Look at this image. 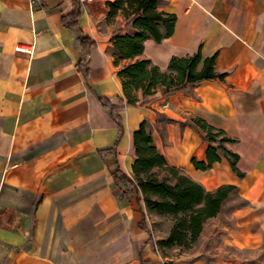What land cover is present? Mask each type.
Returning a JSON list of instances; mask_svg holds the SVG:
<instances>
[{"label": "crops", "instance_id": "crops-1", "mask_svg": "<svg viewBox=\"0 0 264 264\" xmlns=\"http://www.w3.org/2000/svg\"><path fill=\"white\" fill-rule=\"evenodd\" d=\"M96 1L80 5L75 28L62 20L73 0H0V264H165L140 195H124L112 174L132 177L142 121L168 164L205 190L234 186L205 220L199 239L210 249L194 264H241L228 249L257 248L264 229V0H161L176 16L174 32L146 39L139 57L166 71L173 56L200 50L223 77L166 95L138 92L120 123L99 98L123 96L125 61L114 63L110 37L125 18L106 21L112 0ZM81 33L94 49H81ZM20 45L29 52L15 51ZM195 118L230 139L223 146L240 175L223 157L194 167L208 143Z\"/></svg>", "mask_w": 264, "mask_h": 264}, {"label": "trees", "instance_id": "trees-1", "mask_svg": "<svg viewBox=\"0 0 264 264\" xmlns=\"http://www.w3.org/2000/svg\"><path fill=\"white\" fill-rule=\"evenodd\" d=\"M74 1V8L62 17L66 27H78L80 4ZM161 0H112L107 1V18L118 13L125 18L124 26L116 29L110 42L114 51V63H125L117 70L123 96H117L113 103L109 98L100 97L102 106L120 123V112L124 106H134L140 98L152 95L158 90L162 94L178 91L190 84L208 79H221L222 73L213 69L214 55L202 58L200 50L187 57L173 56L166 71H162L149 59L140 58L146 39L160 42L174 32L176 16L160 10ZM81 49H94L95 42L89 35L78 36ZM202 61V67L198 69ZM84 75L87 68L78 64ZM194 122L204 131V139L208 142L205 148V160L192 158L196 169L205 170L220 157L227 160L230 169L237 175L235 167L236 154L230 152L223 143L230 141L222 130L216 129L204 120L195 118ZM120 128L122 127L119 124ZM135 159L131 165L132 177L127 176L119 168L112 174L116 184L124 195L137 192L148 212H155L172 219L171 227L165 239L159 243L162 247L189 248L201 234L206 219L214 217L220 210L227 194L234 186L223 184L214 190L204 187L185 175L178 167L168 164L164 156L156 148L146 122L142 121L133 132ZM147 229L145 219L141 223Z\"/></svg>", "mask_w": 264, "mask_h": 264}, {"label": "rangeland", "instance_id": "rangeland-1", "mask_svg": "<svg viewBox=\"0 0 264 264\" xmlns=\"http://www.w3.org/2000/svg\"><path fill=\"white\" fill-rule=\"evenodd\" d=\"M102 3V0L96 1L94 4ZM107 2V1H106ZM106 2L104 6L106 7L105 20L106 21H114L118 16L107 18L108 8L106 6ZM91 8V7H89ZM90 10V9H89ZM122 15V14H121ZM123 16V15H122ZM102 23V22H101ZM102 29V27L100 28ZM231 206H239L240 201L237 199L234 201L231 199ZM149 215V224L150 230L152 232V236L156 242L157 248L161 252L165 264H194L197 253L202 251H207L210 247H204L202 243V239H198L194 242L189 248H181V247H162L160 245V241L165 239L168 235L169 229L171 227L172 219L169 216H162L156 214L155 212H148ZM229 252L234 254V257L241 264H264V229L262 232V241L261 244L257 248L252 249H242V250H233L228 249Z\"/></svg>", "mask_w": 264, "mask_h": 264}, {"label": "built area", "instance_id": "built-area-1", "mask_svg": "<svg viewBox=\"0 0 264 264\" xmlns=\"http://www.w3.org/2000/svg\"><path fill=\"white\" fill-rule=\"evenodd\" d=\"M79 1V4L81 5V7L85 10L86 9V4L88 2H92L94 0H78ZM15 51H18V52H29V48L25 47V46H16L15 47Z\"/></svg>", "mask_w": 264, "mask_h": 264}]
</instances>
